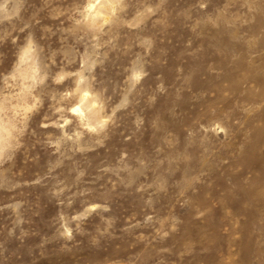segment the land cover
I'll return each instance as SVG.
<instances>
[{
	"label": "rangeland",
	"instance_id": "374dc122",
	"mask_svg": "<svg viewBox=\"0 0 264 264\" xmlns=\"http://www.w3.org/2000/svg\"><path fill=\"white\" fill-rule=\"evenodd\" d=\"M0 264H264V0H0Z\"/></svg>",
	"mask_w": 264,
	"mask_h": 264
},
{
	"label": "bare ground",
	"instance_id": "6f19581e",
	"mask_svg": "<svg viewBox=\"0 0 264 264\" xmlns=\"http://www.w3.org/2000/svg\"><path fill=\"white\" fill-rule=\"evenodd\" d=\"M111 2V1H110ZM109 2V3H110ZM106 4V3H105ZM100 5V4H99ZM94 6V3H91L90 7L92 8ZM106 8V7H105ZM102 9V8H101ZM26 56V55H25ZM24 56V57H25ZM27 58V57H26ZM34 60V59H33ZM23 62V61H22ZM35 73V72H34ZM21 98V97H20ZM90 99V98H89ZM89 99L87 101H89ZM95 99V98H94ZM17 100V99H16ZM91 100V99H90ZM93 100V99H92ZM85 103V102H84ZM90 103V102H89ZM9 104V103H8ZM73 110L77 111L78 113H82L83 112V108L79 105H76L73 107ZM95 110V109H94ZM8 136V135H7Z\"/></svg>",
	"mask_w": 264,
	"mask_h": 264
}]
</instances>
